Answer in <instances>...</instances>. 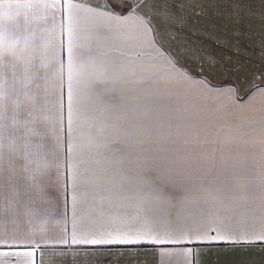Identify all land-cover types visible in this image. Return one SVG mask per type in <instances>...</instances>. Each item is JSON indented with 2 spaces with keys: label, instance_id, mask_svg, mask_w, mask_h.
<instances>
[{
  "label": "snow or ice",
  "instance_id": "6c2138e0",
  "mask_svg": "<svg viewBox=\"0 0 264 264\" xmlns=\"http://www.w3.org/2000/svg\"><path fill=\"white\" fill-rule=\"evenodd\" d=\"M65 4L69 133L74 113L82 112L87 135L96 144L91 157L69 164L71 218L92 209L101 217L117 219L101 220L100 230L91 236L73 231L70 241L55 243L98 246L147 241L183 246L179 252L164 253L182 257L180 264H195L196 244H264V104L255 109L258 117L245 121L258 127H242L239 135H233L229 109L247 107L251 98L239 105L223 89L213 91L205 80L191 84L194 78L176 74L177 64L156 46L154 36L149 39L153 29L147 22L141 21L142 30L134 34L127 27L128 17L90 19L80 15L84 10L73 0ZM101 26L110 29L111 35L95 32ZM92 40L108 58L97 65L105 73L98 82L106 87L88 93L87 103L77 104L72 49L74 44L87 46ZM193 88L224 103L211 109L197 104ZM221 135L229 136L231 147L217 142ZM118 143L130 151L121 154L113 147ZM205 153L220 163L204 165L197 156ZM79 185H83L80 190ZM237 212L242 223L231 220ZM172 215L181 222L173 223ZM39 248L35 241L0 242V264H8V257H15L17 264L21 257L27 258L25 264H35Z\"/></svg>",
  "mask_w": 264,
  "mask_h": 264
},
{
  "label": "crops",
  "instance_id": "0c3cea01",
  "mask_svg": "<svg viewBox=\"0 0 264 264\" xmlns=\"http://www.w3.org/2000/svg\"><path fill=\"white\" fill-rule=\"evenodd\" d=\"M162 1L165 9L157 10L155 7L159 4L161 7ZM73 2L84 10L80 15H86L90 19L109 20L111 17H128L127 27L134 34L140 33L141 21H145L153 29L149 33V39L153 36L161 37L162 34H157L158 31L172 30L174 27V50L170 47L168 49L171 53H175L176 74H187L194 78L190 81L191 84L205 80L213 91L223 89L239 105L247 103L251 98L247 107L229 109L233 114L227 117L228 127L233 130V135H239L238 130L242 127L249 130L258 127V124L245 123V121L246 118L258 117L255 109L264 104V0H73ZM65 8V0H53L47 25L58 29L57 43L52 48L51 55L59 64L68 68V25L64 15ZM121 9L125 10L121 11ZM98 14H102V17ZM95 32L100 36L111 35V30L103 26L95 29ZM72 51L73 67H86L89 63H99L105 59L104 54L97 48L95 40L87 46L83 42L78 46L74 44ZM20 71L15 66L0 64V83H11ZM30 71L36 74V82H39L43 76L39 67L33 64ZM68 83L69 75L55 97L63 123V168L59 174L53 172L39 181L34 188H25L23 181L17 180L24 199L38 208L54 211L55 217L64 222V229L38 240L24 238L6 230L5 235L0 236V242L40 243L35 264H180L182 257L164 253L179 252L183 246H157L147 241L132 245L98 246L55 243L56 240L62 239L70 241L74 231L72 222L82 216L71 218L72 188L69 183V164H79L82 159L91 157L95 151L74 153V147L71 152L69 151V145H73L79 135L87 134V124L85 114L77 111L73 116V125L74 118H79L82 127L77 129L73 126L71 134L69 133ZM104 87L105 84L90 80L86 95L99 92ZM77 89L73 81L74 101L80 104L77 98V92L80 90ZM191 95L197 104L205 105L209 109L224 103L223 100L208 96L200 88H193ZM259 136L257 132L255 137L257 141ZM248 139L252 140L253 137L249 136ZM216 140L226 149L231 147L228 135H221ZM215 146L214 144L213 147ZM113 147L118 148L121 154L130 151L128 147L119 143ZM197 159L208 167L220 163L218 158H213L207 153L197 156ZM82 188L83 185L78 186V190ZM108 195L105 193V196ZM85 213L99 217L94 231L88 236L100 230L101 220L107 223L117 219L111 215L101 217L99 211L92 209H87ZM5 219L6 216L0 215V221ZM169 219L173 223L181 222L175 215L170 216ZM231 220L234 223H242L243 217L238 212L232 213ZM82 225L85 226L83 229ZM86 229L87 224L82 223L76 232ZM43 241L51 242L44 244L41 243ZM194 247L195 264H264V244L260 243L244 245L216 242L196 244ZM7 260L8 264H17L15 257H8ZM26 260L27 258H19L20 264H25Z\"/></svg>",
  "mask_w": 264,
  "mask_h": 264
},
{
  "label": "clouds",
  "instance_id": "9594fccd",
  "mask_svg": "<svg viewBox=\"0 0 264 264\" xmlns=\"http://www.w3.org/2000/svg\"><path fill=\"white\" fill-rule=\"evenodd\" d=\"M53 0H0V64L19 68L20 74L11 83H0V236L6 230L24 238L38 240L63 231L64 222L54 211L38 208L24 199L17 180L25 188H34L39 181L63 168V123L55 97L69 69L51 55L58 39V29L47 25ZM73 67L71 75L80 91L77 98L87 103L89 81L105 75L97 65ZM36 64L43 73L39 82L30 71ZM74 128L82 122L74 118ZM74 153L94 151L95 141L87 134L73 142ZM99 217L85 213L72 222L74 231L82 223L94 231Z\"/></svg>",
  "mask_w": 264,
  "mask_h": 264
},
{
  "label": "rangeland",
  "instance_id": "374dc122",
  "mask_svg": "<svg viewBox=\"0 0 264 264\" xmlns=\"http://www.w3.org/2000/svg\"><path fill=\"white\" fill-rule=\"evenodd\" d=\"M153 1H155V0H153ZM154 3L155 2H153V4ZM156 4H159V3L156 2ZM154 6H156V5H154ZM167 6L169 7V5H167ZM155 8L157 10H159V8H161L162 10H164L165 7L163 5V1H162V6L161 7H160V4H159ZM172 16H174V14H172ZM174 33H175L174 32V27L172 28V30L170 29V30L164 31L162 29V31H158L157 34H162V36L161 37L159 36V37H156L155 38V44L161 50V52H163L165 54V56L167 58L171 59V61L175 63V59H174L175 58V53H171L169 51V49H168L170 47V48H172L174 50V44H173L174 43V40H175V38H174V35L175 34ZM169 34L172 35V36L170 37ZM172 44H173V46H171Z\"/></svg>",
  "mask_w": 264,
  "mask_h": 264
}]
</instances>
